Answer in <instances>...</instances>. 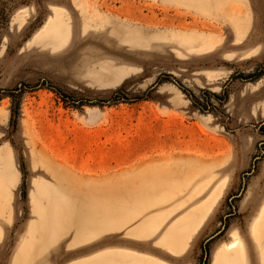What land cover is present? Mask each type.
<instances>
[{
  "label": "rangeland",
  "instance_id": "obj_1",
  "mask_svg": "<svg viewBox=\"0 0 264 264\" xmlns=\"http://www.w3.org/2000/svg\"><path fill=\"white\" fill-rule=\"evenodd\" d=\"M2 153L0 264H264V0H0Z\"/></svg>",
  "mask_w": 264,
  "mask_h": 264
},
{
  "label": "bare ground",
  "instance_id": "obj_2",
  "mask_svg": "<svg viewBox=\"0 0 264 264\" xmlns=\"http://www.w3.org/2000/svg\"><path fill=\"white\" fill-rule=\"evenodd\" d=\"M34 145H36V143H34L33 141H31ZM48 162L51 164V167L57 166L58 164L56 163H52L49 159H47ZM9 159L8 157L2 153L0 154V162L3 164V170H2V174L1 177L5 178L6 180H8V173L6 171V166L8 163ZM47 173V170H45ZM6 192L8 191L7 188L4 189ZM7 195V194H6ZM47 204V203H46ZM48 205V204H47ZM49 208V207H48ZM10 211H11V205L9 204V201H5V204L3 206L0 207V218H3L5 213L8 212L9 216H10ZM4 219V218H3ZM9 219V218H8Z\"/></svg>",
  "mask_w": 264,
  "mask_h": 264
}]
</instances>
